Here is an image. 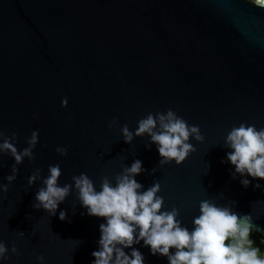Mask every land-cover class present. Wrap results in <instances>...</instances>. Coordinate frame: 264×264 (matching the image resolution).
Instances as JSON below:
<instances>
[{
    "label": "water",
    "instance_id": "1",
    "mask_svg": "<svg viewBox=\"0 0 264 264\" xmlns=\"http://www.w3.org/2000/svg\"><path fill=\"white\" fill-rule=\"evenodd\" d=\"M167 109L199 125L204 140L190 139L195 151L181 164L159 166L156 145L145 147L150 137L126 143L120 126L134 132L139 119ZM113 118L118 124L109 128ZM241 122L264 127V6L254 0H0V128L5 136L16 132L18 151L38 131L34 161L17 165L2 194L0 240L9 258L0 264H40L37 255L43 264L94 260L105 220L87 215L75 190L56 215L32 207L42 184L29 187L28 177L36 168L46 177L57 163L60 186L83 172L99 190L102 176L114 184L115 174L139 159L141 191L158 179L164 210L176 207L182 226L191 230L200 201L209 199L251 215L253 232L264 239V179H233L226 158L232 150L225 137ZM14 163L0 154V182L8 184ZM133 247L144 264H168L142 240Z\"/></svg>",
    "mask_w": 264,
    "mask_h": 264
},
{
    "label": "clouds",
    "instance_id": "2",
    "mask_svg": "<svg viewBox=\"0 0 264 264\" xmlns=\"http://www.w3.org/2000/svg\"><path fill=\"white\" fill-rule=\"evenodd\" d=\"M254 3L264 6L259 0H254ZM67 103V97L61 99L62 107H66ZM117 124L118 120L113 118L108 127ZM120 132L126 143H131L134 137H150L145 147L156 145L161 157L159 166L172 161L181 164L195 151L190 139L197 142L204 140L199 125L188 124L172 109L163 113L150 112L137 121L134 132L127 124L120 126ZM16 136L14 131L5 136L0 128V154L7 153L15 161L11 165V174L4 178L8 184L0 182V202L3 200L2 194L16 179L19 171L17 165L25 157L29 162L35 159L33 149L38 143V131L31 132L26 139L27 147L19 151L15 146ZM224 144L232 150L226 153V158L234 166V171L230 173L233 179L237 174L250 176L253 180L264 179V127L257 129L254 124L241 122L227 133ZM55 151L61 156L67 155L66 147L58 146ZM156 170L151 169L149 174ZM144 171L142 161L135 159L130 166L123 167L121 172L115 174L114 184L107 176H102L97 190L93 180L83 172L73 175L71 184L60 186L62 171L59 163L49 165L48 175L43 178L41 169L36 168L27 183L31 187L39 180L42 186L35 193L32 207L56 215L58 205L75 190L80 205L87 209V215L104 218L105 223L99 225V248L91 253L94 257L91 264H144L143 253L133 247L141 240L152 255L167 257L168 264H264L260 248L252 246L254 241L250 240V234L254 231L251 215H238L229 206H219L205 199L200 201L199 215L193 218V228L189 230L177 219L179 210L176 207L164 210V198L157 194L161 187L158 179L141 191L143 185L135 177ZM240 183L247 188L250 181L244 178ZM253 187L260 188L261 185L257 183ZM59 219H67L65 210L59 212ZM16 234L24 236L22 231ZM261 243H264V239ZM125 248L131 249L130 253H126ZM10 251L19 255L15 243ZM8 252L9 248L0 240V260L8 259ZM36 259L43 264L45 258L37 255Z\"/></svg>",
    "mask_w": 264,
    "mask_h": 264
},
{
    "label": "trees",
    "instance_id": "3",
    "mask_svg": "<svg viewBox=\"0 0 264 264\" xmlns=\"http://www.w3.org/2000/svg\"><path fill=\"white\" fill-rule=\"evenodd\" d=\"M258 239H259V237H258L254 232H252V233L250 234V240H253V241H254V245H252V246L259 247L260 250H261V253H262V252H263V248H262L261 245L258 243ZM228 242L230 243L231 240H229Z\"/></svg>",
    "mask_w": 264,
    "mask_h": 264
},
{
    "label": "built area",
    "instance_id": "4",
    "mask_svg": "<svg viewBox=\"0 0 264 264\" xmlns=\"http://www.w3.org/2000/svg\"><path fill=\"white\" fill-rule=\"evenodd\" d=\"M258 243L261 245V247H262L263 250H264V243H261V239H260V238L258 239Z\"/></svg>",
    "mask_w": 264,
    "mask_h": 264
}]
</instances>
